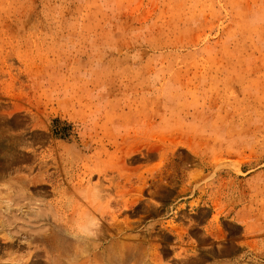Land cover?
Instances as JSON below:
<instances>
[{
  "label": "rangeland",
  "instance_id": "obj_1",
  "mask_svg": "<svg viewBox=\"0 0 264 264\" xmlns=\"http://www.w3.org/2000/svg\"><path fill=\"white\" fill-rule=\"evenodd\" d=\"M85 207L91 264H264V0H0V264Z\"/></svg>",
  "mask_w": 264,
  "mask_h": 264
},
{
  "label": "bare ground",
  "instance_id": "obj_2",
  "mask_svg": "<svg viewBox=\"0 0 264 264\" xmlns=\"http://www.w3.org/2000/svg\"><path fill=\"white\" fill-rule=\"evenodd\" d=\"M22 178V177H21ZM35 179V178H34ZM22 180V179H21ZM73 181V180H72ZM27 182V181H26ZM30 182V181H29ZM37 182V181H36ZM36 182H34V184H36ZM40 183V182H39ZM27 184V183H26ZM28 184H31V183H28ZM33 184V185H34ZM49 184V183H48ZM69 184H71V183H68V186L69 187H67V188H65V189H63L62 191H61V194L62 195H64V194H70L71 192L72 193H76V190L78 191L79 190V188L77 189L74 185H69ZM23 187H24V185L23 184H21ZM44 185V184H43ZM42 185V186H43ZM47 185V184H46ZM32 186V185H31ZM40 186V185H39ZM59 186V185H58ZM22 187V188H23ZM33 187V186H32ZM21 188V187H20ZM54 188H56V186L54 187ZM38 188L37 187H34V190H35V192L36 193H40V190H37ZM42 190V189H41ZM61 190V189H60ZM24 191V190H23ZM18 192H20V191H18ZM22 192V191H21ZM60 193V192H59ZM18 194H20V193H18ZM24 194V193H23ZM22 194V195H23ZM57 195H60V194H57ZM21 197V196H20ZM54 200H55V198H54ZM63 200V199H62ZM7 202V201H6ZM73 204V203H72ZM133 204V203H132ZM53 205V204H52ZM56 205V204H55ZM71 205V204H70ZM74 205V204H73ZM54 206V205H53ZM61 207H62V205H60ZM82 205H80L79 203L77 204V207H76V209H77V211L79 210V208H82L81 207ZM10 207V206H9ZM8 207V208H9ZM7 208V209H8ZM122 208H125V209H127L128 208V206L127 205H125L124 207H122ZM70 210V209H69ZM72 210V209H71ZM75 210V209H74ZM35 211V210H34ZM56 211V210H55ZM21 212V211H20ZM44 213V212H43ZM59 213V212H58ZM62 213V212H61ZM33 214V216H34V223H38V219H41V217H42V215H41V213H39V212H33L32 213ZM79 215L77 216V218L74 220V223L78 226V228H80L81 229V233H82V235H80V233L78 234V235H69L70 237L68 238V237H66V236H68V235H66L65 233H63V234H65L64 235V237H66V240L65 241H67V243L69 242V241H71L70 243H72L74 246H72L73 248H75V246L76 245H79V244H86V245H88L87 247H91L90 248V252L88 253V255L85 257V256H83V259L82 260H80L79 262H78V264H91L93 261H95L96 259H97V257H98V255L99 254H102V255H104L106 258H110V254L108 253V251H107V247H103L104 246V244H101V243H96V241L94 240V238H92V237H90L91 236V228L93 227V226H95V224H96V221H95V219H94V217L92 218V216H91V213L90 212H88V210H87V208L85 207V209H82V211H81V213H78ZM98 214V213H97ZM75 216V215H74ZM73 216V217H74ZM100 216V215H99ZM27 218V217H26ZM38 220V221H37ZM33 221V220H32ZM66 221V220H65ZM32 223V222H31ZM66 224H67V222H65ZM64 223V224H65ZM57 225V224H56ZM55 225V226H56ZM59 225V224H58ZM60 226V225H59ZM103 226V225H102ZM64 227V226H63ZM110 227V226H109ZM119 227V226H118ZM51 228V227H50ZM58 228V227H57ZM117 228V227H116ZM36 229V228H35ZM52 229V228H51ZM53 230V229H52ZM72 230V229H71ZM35 231V230H34ZM37 231V230H36ZM69 231V230H68ZM109 230H108V228H107V226H105V230H104V235L102 236V238L100 237V239L101 240H105V238L107 237V236H110L111 234H109V232H108ZM117 231H118V229H117ZM51 232V231H50ZM53 232V231H52ZM65 232V231H64ZM76 232V231H75ZM113 232V231H112ZM111 232V233H112ZM127 232V231H126ZM59 233V232H58ZM70 233V232H69ZM116 233V232H115ZM8 234V235H7ZM7 237H3V240L4 241H6V242H9L12 238H11V236L9 235V233L7 232ZM41 234V233H40ZM39 233H37L36 235H32L31 236V234H30V236H29V240H28V242H29V244H34L33 246H35V245H37V244H41V245H44V246H51L52 244L54 245V243L56 242L55 240H56V237H57V239H58V236L55 234V233H52V234H55V235H49V234H51V233H49L48 235H47V233H45L47 236H44L43 234V236H41ZM62 235V234H61ZM117 235H118V232H117ZM63 236V235H62ZM125 236H127V235H125ZM64 237H62V238H64ZM10 239V240H9ZM28 239V238H27ZM110 239V238H109ZM8 240V241H7ZM23 240H26V239H23ZM59 240V239H58ZM63 240V239H62ZM62 240H60V241H62ZM115 240H116V238H115ZM12 241H13V239H12ZM65 241H64V245H65ZM22 242V241H21ZM98 242V241H97ZM102 242V241H101ZM10 244L9 245H12L11 244V242H9ZM14 243V242H13ZM62 243H63V241H62ZM107 243V242H106ZM17 244V243H16ZM19 244H20V242H19ZM122 244V243H121ZM28 245V244H27ZM56 245V244H55ZM103 245V246H102ZM113 245V244H112ZM125 245V244H124ZM124 245H121L123 248H124V250H127V249H125L126 247H128V246H124ZM130 245V244H129ZM17 246H18V244H17ZM58 245H56V249L57 248H60V247H57ZM61 246V245H60ZM131 246V245H130ZM129 246V247H130ZM11 247V246H10ZM36 247V246H35ZM49 247H48V249H49ZM53 246H51V248H52ZM63 247V246H62ZM65 247V246H64ZM118 247V246H117ZM120 247V246H119ZM50 248V249H51ZM46 249V248H45ZM49 249V250H50ZM61 249H63V248H61ZM71 249V248H70ZM119 249H121V248H119ZM64 250H66V249H63L62 251H64ZM123 250V251H124ZM67 251V250H66ZM122 251V249H121V252H123ZM65 252V251H64ZM121 252H119V254H117V255H120V253ZM126 252V251H125ZM57 253V252H56ZM112 253V252H111ZM113 253H114V251H113ZM66 253H64V255H65ZM123 254V253H122ZM121 254V255H122ZM126 254V253H125ZM125 254H124V256H125ZM112 255V254H111ZM120 255V256H121ZM69 256V254H67V257ZM123 256V255H122ZM123 256V258H125ZM127 257L125 258V260L127 259V258H130V257H128V255H126ZM85 257V258H84ZM101 257V259H102V256H100ZM118 257V256H117ZM77 258V257H76ZM112 258L113 257H111V260H112ZM120 259V258H119ZM102 260H104V259H102ZM105 261V260H104ZM130 261V260H129ZM111 262V261H110ZM120 262V261H119ZM118 262V263H119ZM123 262H124V260H123ZM120 263V264H124V263ZM98 263V262H97ZM105 263V262H104Z\"/></svg>",
  "mask_w": 264,
  "mask_h": 264
}]
</instances>
